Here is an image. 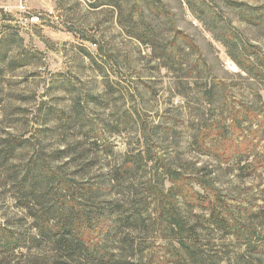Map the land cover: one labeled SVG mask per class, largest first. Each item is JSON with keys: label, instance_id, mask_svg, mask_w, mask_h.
Masks as SVG:
<instances>
[{"label": "rangeland", "instance_id": "rangeland-1", "mask_svg": "<svg viewBox=\"0 0 264 264\" xmlns=\"http://www.w3.org/2000/svg\"><path fill=\"white\" fill-rule=\"evenodd\" d=\"M28 11L41 22L23 25L17 2L0 1V151L14 147L0 160V227L30 223L19 221L12 191L26 162L66 163L77 180V154L60 157L64 147L84 139L113 166L144 150L142 125L158 157L208 179L229 203L257 209L264 173L243 178L236 158L221 161L218 131L232 133V145L257 131L254 153L264 157V79L229 56L264 57V0H29ZM239 111L258 114L242 122V135L232 129ZM208 240L220 264L244 260L232 237ZM165 250L154 248V263ZM38 254L23 249L0 264L45 263L47 253ZM252 259L264 264V254Z\"/></svg>", "mask_w": 264, "mask_h": 264}, {"label": "trees", "instance_id": "trees-1", "mask_svg": "<svg viewBox=\"0 0 264 264\" xmlns=\"http://www.w3.org/2000/svg\"><path fill=\"white\" fill-rule=\"evenodd\" d=\"M229 56L248 77L264 79V57L255 52L240 60ZM231 116L232 129L242 135V122L252 125L258 114L239 111ZM218 132L221 161L236 158L243 178L264 173V157L253 149L257 131L234 145L228 138L232 133ZM141 134L144 150L126 154L113 166L105 163L104 151L88 150L84 139L76 140L74 148L64 147L60 157L77 154L72 159L79 162L77 180L68 176L66 163L51 165L49 158L40 164L26 162L12 191L21 211L19 221L28 218L30 223L25 229L0 227V256L24 249L35 258L41 257L38 252L47 253L43 264H220L208 240L219 233L244 246V260L237 264H261L252 258L264 254V188L257 209L231 204L208 179L185 174L158 157L143 125ZM228 143L234 146L229 153ZM13 150L6 145L1 162H9ZM250 156L254 163L247 162ZM190 181L202 190H195ZM194 209L202 215L193 214ZM160 244L168 256L154 263V248Z\"/></svg>", "mask_w": 264, "mask_h": 264}, {"label": "built area", "instance_id": "built-area-1", "mask_svg": "<svg viewBox=\"0 0 264 264\" xmlns=\"http://www.w3.org/2000/svg\"><path fill=\"white\" fill-rule=\"evenodd\" d=\"M0 1H16L17 8L24 13V17L21 20L23 25L38 24L41 22V17L39 14H32L28 11V1L29 0H0Z\"/></svg>", "mask_w": 264, "mask_h": 264}]
</instances>
